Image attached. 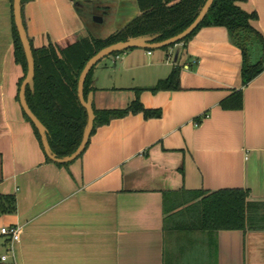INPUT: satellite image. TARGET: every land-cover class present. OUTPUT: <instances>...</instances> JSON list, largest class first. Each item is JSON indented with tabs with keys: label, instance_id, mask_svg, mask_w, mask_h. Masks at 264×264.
<instances>
[{
	"label": "crops",
	"instance_id": "crops-1",
	"mask_svg": "<svg viewBox=\"0 0 264 264\" xmlns=\"http://www.w3.org/2000/svg\"><path fill=\"white\" fill-rule=\"evenodd\" d=\"M78 1L24 4L34 48L106 39L139 14L134 0ZM239 6L258 14L253 24L264 36V0ZM241 67V50L220 26L168 49L133 48L103 59L92 73L96 109H123L138 97L162 115L114 119L96 130L80 158L59 166L46 161L25 118L11 2L0 0V195L16 205L0 214V228L23 229L14 258L0 264H264V71L242 88L241 109L220 106L242 87ZM175 68L181 89L146 90ZM234 188L248 189V200L257 202L253 229L191 226V192ZM164 192L180 206L168 217ZM5 251L1 237L0 256Z\"/></svg>",
	"mask_w": 264,
	"mask_h": 264
},
{
	"label": "trees",
	"instance_id": "trees-1",
	"mask_svg": "<svg viewBox=\"0 0 264 264\" xmlns=\"http://www.w3.org/2000/svg\"><path fill=\"white\" fill-rule=\"evenodd\" d=\"M29 0H22V17L24 20L23 6ZM99 1V0H89ZM139 8V14L124 27L117 30L106 39L94 36L78 37L66 43H49L41 48H34L31 41L35 61L34 91L26 90V101L33 114L47 129V139L50 148L58 158L73 154L79 147L88 115L78 97V84L82 70L86 63L101 49L121 41L132 38L158 34L155 42L170 39L189 27L199 15L207 0H134ZM247 0H214L207 15L197 29L184 40L186 43L200 29L204 27H225L228 30L230 41L242 53V87L234 90L228 97L220 102L223 109L239 110L243 105L242 88L252 82L264 71V36L254 26L258 19L256 12L243 10L239 3ZM12 9V34L14 39V56L24 71L26 77L28 65L13 15ZM79 5L78 0H74ZM100 21V18H96ZM26 27V25H25ZM171 45L169 47H172ZM165 47L163 49H168ZM124 52L114 53L118 56ZM88 74L84 84V97L87 99L92 87V73ZM180 70L173 71L155 85L146 88L153 93L166 90H179ZM144 89H136L140 92ZM95 113L94 127L91 136L99 127L109 124L112 120L125 117L129 113H142L146 119L160 118V109H147L137 97L129 106L123 109L99 110L93 105ZM25 118L32 124L34 133L43 148L41 136L28 116ZM207 113L196 117L198 125L204 120ZM88 146V145H87ZM44 149V148H43ZM45 152V151H44ZM84 153V152H83ZM82 153V154H83ZM79 156V158L82 156ZM47 162H53L46 155ZM68 166L69 164H58ZM189 200V206L194 211L191 226L207 232L220 230H246L253 229L250 223V212L257 207V202L248 200V189H220L215 192L194 191ZM164 214L166 217L176 208L172 193L164 192ZM16 212L15 200L10 196L0 195V214Z\"/></svg>",
	"mask_w": 264,
	"mask_h": 264
},
{
	"label": "water",
	"instance_id": "water-1",
	"mask_svg": "<svg viewBox=\"0 0 264 264\" xmlns=\"http://www.w3.org/2000/svg\"><path fill=\"white\" fill-rule=\"evenodd\" d=\"M213 2L214 0H207L205 5L201 9L199 15L193 21V23L189 27H187L183 32H181L180 34L170 39L164 40L162 42H155V40L159 36L158 34L142 36L138 38H132L127 41H121V42H117L115 44L109 45L101 49L92 58H90V60L86 63L84 69L81 72V75L79 78V84H78V97H79V100L82 106L86 109L87 115H88V120H87L85 129H84L83 138H82V141L79 147L73 154H71L70 156L63 157V158H58L55 154H53L50 148V145L48 143L46 127L33 114V112L30 110L27 104V101H26L27 88H29L31 91H34L35 61L33 57L30 39L28 37L26 27L23 22L22 0H13L14 21H15V25H16L22 46L24 48L25 56L27 59V65H28L26 77L20 88L19 99H20V103H21V106L25 114L28 116V118L31 120L33 125L38 130L41 136L45 154L49 157V159L57 164H70L71 162L79 158V156L85 151L89 143V140H90V137L93 131V127H94V121H95V113L93 109L94 93L90 92L87 99H85L84 84H85L88 74L90 73V71L92 70L94 66H96L103 59L111 56L114 53L125 52L133 48L156 50V49H162L165 47H169L171 45H176L178 42L187 38L197 29V27L201 24V22L204 20L205 16L207 15Z\"/></svg>",
	"mask_w": 264,
	"mask_h": 264
},
{
	"label": "built area",
	"instance_id": "built-area-1",
	"mask_svg": "<svg viewBox=\"0 0 264 264\" xmlns=\"http://www.w3.org/2000/svg\"><path fill=\"white\" fill-rule=\"evenodd\" d=\"M195 125H198V123L195 122ZM22 230V226L20 225L4 226L0 228V238L4 237L6 239V251L0 256V261L14 258L13 245L20 241Z\"/></svg>",
	"mask_w": 264,
	"mask_h": 264
},
{
	"label": "rangeland",
	"instance_id": "rangeland-1",
	"mask_svg": "<svg viewBox=\"0 0 264 264\" xmlns=\"http://www.w3.org/2000/svg\"><path fill=\"white\" fill-rule=\"evenodd\" d=\"M108 18H110V17H108ZM105 20V19H104ZM153 52V51H152ZM172 59H174V57H172ZM178 209H180V208H178ZM181 213V212H180Z\"/></svg>",
	"mask_w": 264,
	"mask_h": 264
}]
</instances>
